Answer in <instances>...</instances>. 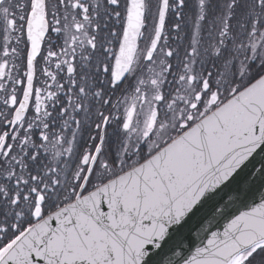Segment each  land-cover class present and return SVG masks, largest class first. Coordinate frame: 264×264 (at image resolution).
I'll return each mask as SVG.
<instances>
[{"label": "snow or ice", "instance_id": "obj_1", "mask_svg": "<svg viewBox=\"0 0 264 264\" xmlns=\"http://www.w3.org/2000/svg\"><path fill=\"white\" fill-rule=\"evenodd\" d=\"M0 264H264V0H0Z\"/></svg>", "mask_w": 264, "mask_h": 264}]
</instances>
